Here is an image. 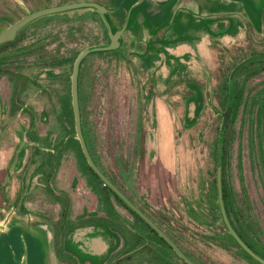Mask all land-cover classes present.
Listing matches in <instances>:
<instances>
[{
  "label": "rangeland",
  "instance_id": "1",
  "mask_svg": "<svg viewBox=\"0 0 264 264\" xmlns=\"http://www.w3.org/2000/svg\"><path fill=\"white\" fill-rule=\"evenodd\" d=\"M54 1L0 0V32ZM99 1L112 10L106 19L114 31L139 2L121 8L123 0ZM157 1H140L117 50L82 62L83 132L103 173L193 262L210 264L204 246L235 245L221 216L217 166L229 77L239 61H224L222 41L211 51L208 38H223L221 25L239 24L221 2L212 11L208 0ZM244 26L254 38V24ZM110 42L104 17L83 8L38 18L0 45V224L9 230H0V264H108L121 237H130L124 249H134L131 230L147 252L135 260L125 253L120 264H186L91 173L76 138L75 60ZM245 51L242 59L254 53ZM234 99L226 207L239 236L264 255V61L236 75ZM190 194L195 207L209 204L207 226L182 207Z\"/></svg>",
  "mask_w": 264,
  "mask_h": 264
},
{
  "label": "water",
  "instance_id": "2",
  "mask_svg": "<svg viewBox=\"0 0 264 264\" xmlns=\"http://www.w3.org/2000/svg\"><path fill=\"white\" fill-rule=\"evenodd\" d=\"M167 0H162L161 2H166ZM83 8H92L100 12V14L104 17L106 25L109 30L110 35V44L106 46H91L79 53L77 56L74 67L73 74L71 78V93H72V105L75 114V125H76V138L79 140L83 154L91 167V169L95 172V174L102 180L105 186L109 187L131 210H133L146 224H148L171 248L172 250L186 263V264H195L183 251L182 249L162 230L144 211H142L132 200H130L98 167L96 162L94 161L90 150L88 148L81 120V110H80V101H79V74L82 62L84 59L98 52H108L117 50L121 45V38L123 33L126 31L129 25V19L132 14L131 6L127 11L126 21L124 25L119 30H113L110 26L109 20L106 19V15L110 13L112 10H109L105 6L92 1H83V2H75V3H67L52 7L43 8L41 10H37L34 12L27 13L24 17H22L17 22L10 25L8 28L4 29L0 32V45L14 41L18 35V32L23 29L25 26L33 22L34 20L56 14L62 13L66 11H72ZM254 60H263L264 56H251L241 62L231 73L230 75V95H229V105L227 107L226 112L223 113V125L221 129V138H220V152H219V161H218V170H217V184H218V196H219V206L221 211V216L225 227L229 233V235L238 243V245L246 251L250 256H252L256 261L261 264H264V258L256 254L252 248L244 242V240L239 236L237 231L232 226L229 215L227 213L224 197H223V180H222V166H223V142L224 136L226 132L227 124L231 118V103L233 98V90H234V77L236 72L243 67L244 65L254 61ZM22 210L24 211V207L22 206ZM0 230H5V227L0 224Z\"/></svg>",
  "mask_w": 264,
  "mask_h": 264
},
{
  "label": "flooded vegetation",
  "instance_id": "3",
  "mask_svg": "<svg viewBox=\"0 0 264 264\" xmlns=\"http://www.w3.org/2000/svg\"><path fill=\"white\" fill-rule=\"evenodd\" d=\"M245 25V24H244ZM247 25V24H246ZM238 26V25H237ZM245 27V26H244ZM243 27V24H239V27H235V24H231L230 27H222L221 25V30L222 32L224 33V36L223 38H220V37H216V36H212V37H209L208 40H209V49L211 50H215V45L217 44L219 47H217V50L220 51V49H222V52H221V58L225 61V60H229V59H234V60H238L239 62L232 68L231 70V73L233 72V70L241 63L243 62L244 60H246L247 58L251 57V56H264V27L261 26V30L258 29V26L256 24H254V29H255V33H256V36L254 38H247L244 33H245V30H246V27L244 28ZM212 31H215V28H211ZM19 33V32H18ZM165 34V33H164ZM235 34V36H234ZM238 35V36H237ZM17 38V37H16ZM245 38L247 42H245ZM220 41L222 43V45H220L219 43L216 42L215 44V41ZM247 44V45H245ZM252 49V51L254 52L253 54L249 55V56H246L245 58H241V57H244L245 55V50L246 49ZM211 50V51H212ZM254 61H257V60H254ZM259 61H263V60H259ZM253 62V61H252ZM247 65V64H246ZM245 66V65H244ZM243 66V67H244ZM243 67H241L235 74V77L236 75L243 69ZM230 73V75H231ZM235 77H234V81H235ZM229 81H230V77H229ZM230 87V85H229ZM235 99H234V90H233V98H232V103H231V118H232V105L234 103ZM229 105V101L227 102V107ZM227 107H226V110H227ZM225 110V112H226ZM231 118L227 124V127H226V132H225V136H224V142H223V166H222V180H223V197H224V204H225V207H226V204H227V194H226V191H224V188H225V173H226V165H225V162H226V155H227V144H228V141H229V136L228 135V130L230 128V125L229 123L231 122ZM223 121H224V118H223ZM223 125V124H222ZM222 129V128H221ZM220 138H221V135H220ZM219 152H220V140H219V149H218V161H219ZM94 159V158H93ZM94 161L96 162V160L94 159ZM97 164V162H96ZM99 167V166H98ZM217 170H218V166H217ZM113 182V181H112ZM217 189H218V184H217ZM226 189V188H225ZM218 201H219V196H218ZM21 210H22V206H21ZM226 210H227V213L229 214L228 212V209L226 207ZM23 211V210H22ZM86 216V214L82 215V217ZM131 230V229H130ZM130 232H133L134 233V238L132 237L133 239V243H136L134 249L130 250V251H127V249H124L123 248V244L125 242H129L130 241V237H127V239H123V237H121V245L120 248L117 250L116 252L113 253V257H117L118 260H115V261H112V258L109 260L110 262L108 264H120L121 263V258H123V255H125V253H131L132 254V257H134V260H135V257H138L140 256V254L142 252H147V250H141L142 249V246H141V242H143L144 238L143 236H136L135 235V231L134 230H131ZM151 232V230H150ZM137 237V238H136ZM242 237V236H241ZM140 241V244L137 245V241ZM125 245V244H124ZM252 248V250L258 254L259 256H261L262 258H264V255L263 254H260L259 252H257L252 246H250ZM243 250V249H242ZM142 251V252H140ZM244 251V250H243ZM246 252V251H244ZM247 253V252H246ZM248 254V253H247ZM249 255V254H248ZM250 256V255H249ZM126 257V256H125ZM252 257V256H251ZM147 258H150V257H145V259ZM253 258V257H252ZM254 259V258H253ZM255 260V259H254ZM158 260H154V262H156ZM256 261V260H255ZM258 262V261H256ZM74 263V262H73ZM134 263L137 264V262L135 261ZM259 263V262H258ZM91 264H94V263H91ZM155 264V263H154ZM156 264H161L160 261L156 262ZM261 264V263H259Z\"/></svg>",
  "mask_w": 264,
  "mask_h": 264
},
{
  "label": "trees",
  "instance_id": "4",
  "mask_svg": "<svg viewBox=\"0 0 264 264\" xmlns=\"http://www.w3.org/2000/svg\"><path fill=\"white\" fill-rule=\"evenodd\" d=\"M91 173L98 179H100L95 172L91 169ZM196 175V174H194ZM194 175H189L187 178V187L190 189H194L196 187V179ZM118 187V186H117ZM120 188V187H118ZM106 189L117 199V201L124 205L125 208H127L132 214H134L136 217H138L142 222H144L134 211H132L109 187H106ZM121 189V188H120ZM122 190V189H121ZM196 199L194 198V195L190 194L183 200V206L184 209L187 212L188 217L191 219L190 221H196L199 224H203L207 222V218L209 217V204L203 205L198 204L197 207H195ZM193 216V217H192ZM197 216V217H196ZM145 223V222H144ZM146 224V223H145ZM148 228L151 230L153 234H155L159 239L168 246L169 249L172 250V248L148 225ZM225 225V224H224ZM160 226V225H158ZM205 226H207V223H205ZM161 227V226H160ZM162 228V227H161ZM163 230V229H162ZM164 232L173 240L176 242V244L182 249V251L191 258V256L177 243L173 237H171L165 230ZM207 236H205V242L209 243L208 240H206ZM229 237L232 239V241L235 243V245H229V244H221V245H215L211 244L209 246H204L209 249L210 253H212L211 257L209 258V263H215V264H259L256 262L251 256H249L246 252L242 250V248L238 245V243L235 242V240L229 235ZM250 246V245H249ZM173 251V250H172ZM193 260V259H192ZM183 261V260H182ZM195 262V261H194ZM196 263V262H195ZM198 264V263H196Z\"/></svg>",
  "mask_w": 264,
  "mask_h": 264
},
{
  "label": "crops",
  "instance_id": "5",
  "mask_svg": "<svg viewBox=\"0 0 264 264\" xmlns=\"http://www.w3.org/2000/svg\"><path fill=\"white\" fill-rule=\"evenodd\" d=\"M83 1L97 2L101 5L103 4V6L105 4L104 2H100L99 0H63V1L55 0L53 2L52 6H57V5L67 4V3L69 4V3H75V2H83ZM140 1H142V0H139V2H137V4H135L133 6L132 12L134 11V9L136 7L141 5L142 2H140ZM155 1H157V0H155ZM161 1H159V2H161ZM128 2H130V0H123V1L118 2L117 4H119V5L123 4V6L121 8H124L127 6L126 4ZM216 2H221L222 4H224V6L222 8V11L224 13L225 12L227 13L226 10H228L229 15L234 14V16L237 18V20H236L238 22V23L236 22L237 24H256L258 26L259 30H261L260 24H262V27H264V0H208V6L207 7L209 9H211L212 11H215V9L217 8ZM52 6H50V7H52ZM85 9H87V8H85ZM88 9L92 10V8H88ZM256 12H258L259 14H256ZM229 15H228V17L230 18ZM3 162L5 163V161H3ZM0 163H1V161H0ZM0 167H1V164H0ZM22 188H23V186H20V189H22ZM21 206H23V205H21ZM7 230H8V228H5L4 231H7ZM8 232H9V230H8ZM2 239H4V238H2Z\"/></svg>",
  "mask_w": 264,
  "mask_h": 264
}]
</instances>
